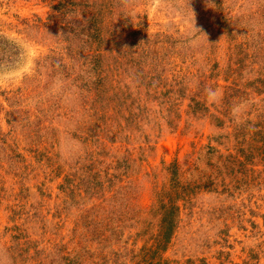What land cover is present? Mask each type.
<instances>
[{"label":"rangeland","instance_id":"374dc122","mask_svg":"<svg viewBox=\"0 0 264 264\" xmlns=\"http://www.w3.org/2000/svg\"><path fill=\"white\" fill-rule=\"evenodd\" d=\"M0 249L264 264V0H0Z\"/></svg>","mask_w":264,"mask_h":264},{"label":"clouds","instance_id":"9594fccd","mask_svg":"<svg viewBox=\"0 0 264 264\" xmlns=\"http://www.w3.org/2000/svg\"><path fill=\"white\" fill-rule=\"evenodd\" d=\"M207 100L209 103H216L222 99L223 92L219 88L208 87L205 89ZM240 112V106L236 105L232 109V114L236 116ZM0 264H6L4 259V251L0 249Z\"/></svg>","mask_w":264,"mask_h":264}]
</instances>
